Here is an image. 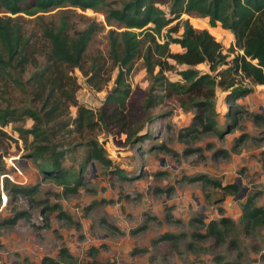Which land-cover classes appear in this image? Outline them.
I'll return each instance as SVG.
<instances>
[{
    "label": "rangeland",
    "instance_id": "rangeland-1",
    "mask_svg": "<svg viewBox=\"0 0 264 264\" xmlns=\"http://www.w3.org/2000/svg\"><path fill=\"white\" fill-rule=\"evenodd\" d=\"M125 1L107 0L95 9L67 3L34 16L0 11L2 17H15L46 53L51 43L44 37L45 27L57 29L64 24V35L76 41L95 26L87 61L95 55L106 60L109 78L98 90L81 69L65 70L78 105H66L61 119L69 122V128H76L73 119L79 107L90 110L92 119L81 131L67 134L64 130L55 136L50 135L52 124H40V130L39 122L27 115L29 108L44 114L29 87L14 78L0 80V112L11 110L17 118L5 125L0 121V264H41L46 256L64 264L94 260L116 264H264V227L248 228L240 221L242 205L249 197L256 196V206L264 207V123L245 113L264 115V92L238 101L244 115L238 124H231L226 92L218 88V131L185 137L181 132L192 124L197 108L190 102L182 105L179 96L149 106L150 96L163 91L154 77L159 68L154 74L148 72L142 56L128 76L131 95L120 109L124 119L100 122L96 114L101 113L119 71L109 58V32L125 29L117 20H109L108 12L121 8ZM158 6L171 17L169 4ZM179 20L164 27L165 38L168 34L181 37L183 23L188 20L198 30H209L225 49L235 43L231 30L221 23L212 27L208 17L192 13ZM175 27L179 32L171 31ZM146 48L147 42L143 54ZM171 50L184 51L178 43H172ZM39 60L43 62L44 56ZM169 62L173 68L165 75L173 81L183 82L181 72L189 68L209 72L206 63L191 67L172 59ZM34 71V66H28L24 72H14V77L25 82ZM54 127L56 130L57 125ZM241 136L245 137L234 150ZM92 141L104 148L111 166L91 161L81 170ZM188 148L201 149L186 153ZM218 150L228 154H215ZM46 164H55L75 177L82 174L83 186L77 193L66 192L43 172ZM199 175L211 181H189ZM214 182L237 184L240 190L233 194ZM13 185L33 191L17 194ZM18 212H22L21 218L10 224L9 219ZM223 217L235 224L225 229L224 241L219 242L208 235L207 224ZM63 250H69L74 259ZM218 257L223 263L216 262Z\"/></svg>",
    "mask_w": 264,
    "mask_h": 264
},
{
    "label": "trees",
    "instance_id": "trees-1",
    "mask_svg": "<svg viewBox=\"0 0 264 264\" xmlns=\"http://www.w3.org/2000/svg\"><path fill=\"white\" fill-rule=\"evenodd\" d=\"M67 3L85 9H95L106 5L107 0H0V11L5 10L12 15L24 13L34 16L39 12L45 13L54 6ZM160 3L169 4L171 17H166L158 6ZM192 13L208 17L212 27L221 23L223 28L232 31L235 43L225 49L209 30H198L188 20L183 23L181 37H173L171 34H168L166 38L163 36V29L166 25L179 19L180 23L184 14ZM108 19L124 24L125 29L123 31L111 29L109 32V58L114 65L118 66L119 71L115 86L108 93L101 113L96 114L100 122L107 123L110 118H114L116 122L124 119L120 117L122 113L120 109L126 106L131 95L128 76L133 71L137 59L142 56L148 72L154 74L159 68L154 77L163 91V94L150 96L149 106L163 103L173 96H179L182 98V105L190 102L197 108L194 121L181 132L185 134H182L185 137H195L193 134L199 132L218 131L216 118L218 88L227 93L225 99L230 105L231 124H238L244 112L240 111L241 105L237 102L253 93L255 84H264V0H127L121 8H110ZM65 27L66 25L62 24L57 29L44 28V37L51 43L50 50L46 53L33 41L32 36L26 35L22 24L15 17L0 16V80L4 77L14 78L19 84L29 87L34 96L33 100L41 105L44 114L41 116L29 108L27 115L39 122L40 130V124L44 122L52 124L50 135L54 136L64 130L67 134H72L77 130L81 131L86 126V121L92 119V112L84 107H79L78 116L73 119L76 128H69V122L61 119L66 105L67 107L78 105L75 91L70 88V81L67 79L65 70L70 67L81 69L86 76H89V82L98 90L109 81V78H106V60L102 61L100 56L95 55L91 56L90 62L87 61L88 48L93 39V27L95 26L85 30L76 41H70L64 35ZM171 31L177 33L179 27L172 28ZM162 39L164 42L161 41ZM146 42L147 48L143 54ZM172 43L180 44L184 51L172 52ZM42 56H44V61L40 62L39 58ZM171 59L178 64L191 67L206 63L209 72L202 73L197 69L189 68L181 72L183 82L173 81L165 75V71L173 68L169 62ZM28 66H34L35 71L27 81L21 82L14 77V72H24ZM245 113L252 116L256 122L264 123V115L249 111ZM12 114L13 111L8 109L0 112L2 124H8L17 119ZM55 125H57L56 130ZM244 137L236 139L234 150H237ZM138 139L140 140L141 137ZM90 144L89 155L81 170H84L91 161H98L105 166L113 164L98 142L92 141ZM200 149L188 148L186 153H193ZM221 152L228 154L227 150H218L215 154ZM43 172L49 178L62 184L66 192L77 193L78 189L83 186L82 174L75 177V174H68L55 164H46ZM200 179L211 181L206 175L191 177L189 181ZM214 183L221 185L219 182ZM7 187H9L8 180ZM222 187L233 194H237L240 190L237 184ZM11 188L17 194L33 191L32 188L28 189L19 185H13ZM21 213L18 212L9 219L10 224L16 223L21 218ZM198 221L203 222L199 218ZM241 222L248 228L264 227V207L256 206V196L249 197L242 205ZM234 224L235 222L228 217H223L220 221L213 220L207 224L208 235L222 242L225 229ZM197 236L202 237V234ZM68 251L63 250L62 252L74 259ZM216 262L223 263V258H216ZM41 264L64 263L46 256ZM88 264L116 263L94 260Z\"/></svg>",
    "mask_w": 264,
    "mask_h": 264
},
{
    "label": "crops",
    "instance_id": "crops-1",
    "mask_svg": "<svg viewBox=\"0 0 264 264\" xmlns=\"http://www.w3.org/2000/svg\"><path fill=\"white\" fill-rule=\"evenodd\" d=\"M254 89H255L254 92H258V93L261 92V91L264 92V84H262V85H261V84H257L256 86H254ZM254 92H253V93H254ZM226 94H227V93H226ZM226 94H225V95H226ZM251 94H252V93H251ZM248 96H249V95H248ZM262 96H263V95H262ZM242 99H243V98H242ZM242 99H240V100H242ZM240 100H239V101H240ZM263 108H264V107H263ZM252 111H256V110H252ZM241 216H242V214H241ZM240 221H241V217H240Z\"/></svg>",
    "mask_w": 264,
    "mask_h": 264
},
{
    "label": "water",
    "instance_id": "water-1",
    "mask_svg": "<svg viewBox=\"0 0 264 264\" xmlns=\"http://www.w3.org/2000/svg\"><path fill=\"white\" fill-rule=\"evenodd\" d=\"M240 197V196H239Z\"/></svg>",
    "mask_w": 264,
    "mask_h": 264
}]
</instances>
